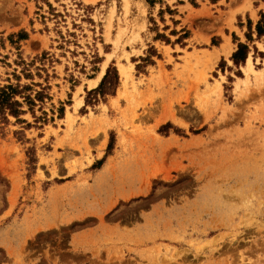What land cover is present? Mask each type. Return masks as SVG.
Here are the masks:
<instances>
[{
    "label": "rangeland",
    "instance_id": "374dc122",
    "mask_svg": "<svg viewBox=\"0 0 264 264\" xmlns=\"http://www.w3.org/2000/svg\"><path fill=\"white\" fill-rule=\"evenodd\" d=\"M163 1L0 0V36L25 29L22 57H38L21 83L52 98L48 122L0 130V264H264V56L252 43V69L228 68L264 0ZM0 54V82L21 73L8 40ZM110 65L116 94L86 106Z\"/></svg>",
    "mask_w": 264,
    "mask_h": 264
},
{
    "label": "trees",
    "instance_id": "16d2710c",
    "mask_svg": "<svg viewBox=\"0 0 264 264\" xmlns=\"http://www.w3.org/2000/svg\"><path fill=\"white\" fill-rule=\"evenodd\" d=\"M213 1L217 2L219 0ZM145 2L152 8L155 7L157 3H165L163 0H145ZM178 2L180 4L184 3L182 0H178ZM192 3L196 4L194 0H192ZM165 12H168L172 16V19L175 23L178 22L173 18L174 15L178 14V10L176 8L172 9L169 5H167L165 9L163 7L160 8L159 16L161 17L163 22L165 21ZM153 21L155 22L154 19ZM239 26L244 27L242 21L239 22ZM166 29H168V26H166ZM3 33L4 32H1L0 34L3 35ZM171 35L178 36L175 40V43H182L183 45H185L184 40L189 38L191 33L187 29H182L180 31L173 29L171 31ZM245 37L246 41H242L235 33L233 34L234 41L237 43V48L231 55L233 66H228L229 71H232L233 67H236L238 69L237 75L239 76H242L241 66L246 63V60L251 53L250 45L252 43H254L253 48L255 54H262L264 56V53L262 51H259L257 45L255 44L256 41H261L264 38V11H260L259 19L256 22L253 21L249 16H247V31L245 32ZM28 38L29 33L25 29H21L18 32H12L6 38L4 36H0V42L2 43V45H5L6 40H8L11 45L16 47L19 56L18 60H15V63L18 66H22L21 73H18L17 68H14L12 72L13 79L15 81L11 77H6L2 82H0V125H2L0 126V130L3 129L4 126L10 124L11 118L15 119L16 124H25V128H32L34 125L27 119L22 118L23 115H26L28 113L32 114V116L35 118L36 123H45L49 120L48 113L43 110V105L45 104L47 99H52L50 94L48 93L50 85L48 83L47 85H44V83L42 82H32L31 84L21 83L22 75H24L27 79H34V74L31 72L30 67L33 66L35 64V60L38 59L37 57L31 63H27L22 57L21 42L27 40ZM218 39V37L213 38V45L219 44ZM155 40H163L167 44L172 43L169 36L159 31L155 36ZM150 48H153V46H151ZM153 51L154 52L152 53L151 51L147 57H141V60L148 62V64H155L153 56L160 57V54L157 53V50L155 48H153ZM0 56L3 55L0 54ZM44 58L45 55H43L40 60L42 61V59ZM7 59H9V57L7 55H4L3 59H1L0 61L5 66L12 67V64L10 62H7ZM226 65L227 64L225 59L222 58L220 68L223 70V72L225 71ZM137 67L139 68V65ZM37 70L39 76H41V70L46 71L44 67H37ZM0 78H2L1 73ZM229 80L232 81L233 77L229 76ZM119 84L120 76L118 69L116 68V66H108L106 74L100 81L99 85L91 90H88L86 88V92L88 93V95L86 97L85 105H98L100 104L101 100L107 102L106 96H114L116 94L117 88L119 87ZM37 87H39V89ZM37 107H39V110L42 111L41 116L36 114ZM63 112L64 109L60 108V117H63ZM168 125H171V123H167L164 126ZM20 132L21 131H16L17 134ZM112 148V140H110L105 155L101 159H97L92 167L101 168L107 156L111 154Z\"/></svg>",
    "mask_w": 264,
    "mask_h": 264
},
{
    "label": "bare ground",
    "instance_id": "6f19581e",
    "mask_svg": "<svg viewBox=\"0 0 264 264\" xmlns=\"http://www.w3.org/2000/svg\"><path fill=\"white\" fill-rule=\"evenodd\" d=\"M234 14V13H233ZM251 60L249 59L248 60V63H247V66L249 67V68H251ZM252 69V68H251ZM105 68L99 73V75L97 76V78H95V79H93V80H91L90 81V87L91 88H95V87H97L98 86V84H99V82H100V80L102 79V77L104 76V74H105ZM121 73H122V75L125 77V82L127 83V81L129 80V78H130V73L126 70V69H124V68H122L121 69Z\"/></svg>",
    "mask_w": 264,
    "mask_h": 264
},
{
    "label": "crops",
    "instance_id": "0c3cea01",
    "mask_svg": "<svg viewBox=\"0 0 264 264\" xmlns=\"http://www.w3.org/2000/svg\"><path fill=\"white\" fill-rule=\"evenodd\" d=\"M249 59H250V58H248V60H249ZM248 60H247V63H248ZM108 102L110 103L109 100H107V102H105V103H106V104H109ZM110 157H111V154L107 156V158H106V160H105V162L103 163V165H102L101 168H103V166L105 165V163L108 161V159H109ZM97 159H100V158L97 157ZM95 160H96V159H95Z\"/></svg>",
    "mask_w": 264,
    "mask_h": 264
}]
</instances>
